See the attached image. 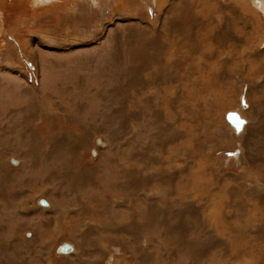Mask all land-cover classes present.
I'll use <instances>...</instances> for the list:
<instances>
[{"label": "rangeland", "instance_id": "374dc122", "mask_svg": "<svg viewBox=\"0 0 264 264\" xmlns=\"http://www.w3.org/2000/svg\"><path fill=\"white\" fill-rule=\"evenodd\" d=\"M130 1L122 11L118 0H93L92 11L58 14L48 12L53 2L0 0L2 161L19 167L10 156L23 141L34 155L44 126L51 145L36 148L78 158L62 183L80 195L71 210L20 203L23 227L8 235L0 223V250L7 241L14 253L0 252V264L28 256L14 251L19 235L51 264L54 248L38 245L32 218L55 219L52 256L73 246L74 264H264V0H170L162 12L153 0ZM244 19H259L258 41ZM247 47L254 56L231 71Z\"/></svg>", "mask_w": 264, "mask_h": 264}, {"label": "crops", "instance_id": "0c3cea01", "mask_svg": "<svg viewBox=\"0 0 264 264\" xmlns=\"http://www.w3.org/2000/svg\"><path fill=\"white\" fill-rule=\"evenodd\" d=\"M8 1H12V0H8ZM62 13H65V12H62ZM43 128L44 126H42V128L40 129L41 131H40L36 127V129L39 131L38 141H41L42 143L34 144L36 147L41 146V150H42L41 152H43L44 146L51 145L50 142L46 140L49 138V135L47 134L43 135L42 133V131H44L42 130ZM50 136H52V134H50ZM44 142L46 145H43ZM18 145L22 148H19L18 152H14L15 154L13 153L14 155L10 156V160L12 157H17L20 160L19 167H16V168L7 167L6 161H2L4 156L2 157L0 156V181H2V185H3L2 188L0 187V211L3 212L1 215L2 217H0V223L3 224L2 227L4 226L6 227V230H4V234L6 233L8 235H10V229L7 231L8 227H11L12 225H17L19 227L22 226V223L19 218L21 217L24 218V215L21 212H19V214L17 212V210L20 209V203L24 201L26 203L32 202L35 206H38V202L40 200L49 199L51 200V203H53L52 207L56 206L60 209L71 210V209H74V206L76 205L77 200L80 198L79 192H73V194L75 195L71 194V191L69 189H66L65 188L66 186H64L62 183V181L65 182L64 180L65 172L69 171V168L75 165L76 160L78 158L76 159L74 156L70 155L68 157L66 156L67 158H64L62 160H60L57 157H54L52 160V158H50V155L39 153L36 147H35V154L32 155L33 153H30V151L25 146L26 143L24 141L18 143ZM36 150L38 151V153H36ZM12 162L14 164L15 161H12ZM37 162L39 164L42 163L41 166H36L35 163ZM77 162L79 161L77 160ZM57 163L62 166V169L58 168L59 165ZM14 170H16L18 173L13 174ZM54 173H57L58 175L54 176ZM72 173L74 174V171H72ZM42 183L48 184L51 187H43ZM84 188L86 189L87 192L90 191V185H88L87 188L83 187V189ZM65 190H68V191H65ZM86 191H82V192L85 193ZM76 193H78V195ZM72 198H74L76 202ZM16 213H17V216H16ZM35 217H38V216H35ZM15 219H17L19 222L14 224ZM72 219L73 221L69 222L70 225H72V222L76 223L77 221L78 223L76 224L80 226L79 217H73ZM10 220L12 221L10 222ZM23 220H25L26 222V221H30L31 218L30 220L29 219H23ZM32 220L33 222H28V225L32 226L31 232L33 231L32 233L38 236L37 237L38 245H41V246L42 244L47 245L49 244V242H51L50 246H53L54 248L53 250L50 251L51 252L50 253L51 264H74V261L69 262L66 259L70 253L74 252L73 246L72 247L70 245L63 246V247L69 246L71 249H73V251H71L70 253H64L60 251V253H63L65 257L63 256L60 257L58 253L54 257L52 256L57 243H59L60 241V236L58 235L60 232V229L55 228L56 226L55 219L49 218L45 221L42 218H38V219L32 218ZM36 220H39V221L37 222ZM43 221L47 223V225H43L44 227L40 225L41 222ZM25 225H27V223H24V226ZM52 228H54V230L51 232L50 236H48L49 238L46 239L47 235L50 233L49 232L50 229ZM0 231L2 232L1 227H0ZM12 231L15 232V229H13ZM77 233L79 232L77 231ZM65 234H67V230ZM14 239L16 241L15 247H17L15 248L14 251L18 253L21 252L24 255L25 254L28 255L27 257L25 256L26 259L24 260V262H21L18 264H46L45 261H43V258L45 257V253L43 252V250L41 252L40 249H36V250L32 249L30 252H28L23 248L21 244V240L26 241L24 237L19 235L17 237L14 236ZM7 240L8 241L10 240V245H11V242H12L11 238L8 237ZM47 251L48 250L46 249L45 252ZM0 252L4 253L3 255H6V256H9L11 253L14 254L11 248H9V244L7 241H6V247L0 250ZM86 252L88 251L86 250ZM86 252L84 250V253ZM60 258H63L61 262H55L57 259H60ZM68 258H70L71 260L72 259L71 255ZM4 260H5V263L3 264H12L11 259L9 260L4 259Z\"/></svg>", "mask_w": 264, "mask_h": 264}, {"label": "bare ground", "instance_id": "6f19581e", "mask_svg": "<svg viewBox=\"0 0 264 264\" xmlns=\"http://www.w3.org/2000/svg\"><path fill=\"white\" fill-rule=\"evenodd\" d=\"M28 1H34L36 4H38V5H40V4H46V5H48L50 2H51V4H52V2L54 3L53 5H52V8H47V9H49L50 11H48L49 13H62V12H65V13H70V12H78L79 10H80V12H81V10L83 9V10H87V9H90L91 11H92V8H93V5H94V8H95V4H93V0H87V2L89 1V3H87L86 2V4H84L85 3V1L86 0H28ZM154 2H155V6H156V9H157V11L158 12H162L163 10H164V8L166 7V6H164V5H166L167 3H169V1L170 0H153ZM234 1V0H233ZM12 2V1H11ZM17 2V4H18V1H16ZM25 2V1H24ZM23 2V3H24ZM124 2V3H123ZM247 2V1H246ZM22 3V2H21ZM27 3V2H26ZM92 3V4H91ZM122 3H123V6H122V8H120V6L122 5ZM127 3V4H126ZM25 4V3H24ZM23 4V5H24ZM29 4V3H28ZM117 4H119L118 6H119V9H117V11H122V10H124V8H130L131 7V5H132V1H130V0H118V2H117ZM20 5H22V4H20ZM22 5V6H23ZM33 5V4H32ZM81 5H85V7L86 8H82L81 7ZM8 6V5H7ZM11 6V5H10ZM25 6V5H24ZM51 6V5H50ZM9 7V6H8ZM12 7V6H11ZM28 7H29V5H28ZM45 7V6H44ZM6 9H8V8H6ZM5 9V10H6ZM34 9V8H33ZM26 10V9H25ZM28 11H30V10H28ZM46 11V10H45ZM45 11H43V13H47V12H45ZM5 12V11H4ZM35 13V12H34ZM37 13V12H36ZM92 13V12H91ZM1 15V14H0ZM13 15V14H12ZM255 15V14H254ZM243 16H246V15H243ZM179 17L177 16L176 18H173V20L170 22V25H171V27H170V34H172V33H175L174 31H172L173 29H174V24H175V21L178 19ZM243 19V18H242ZM204 22V21H203ZM181 22H180V20L178 21V24L179 25H182V24H180ZM173 24V25H172ZM189 26V25H188ZM244 29H249V32L248 33H250V35L249 34H247L248 35V38H252V39H254V41L255 40H259V37H260V29L262 28V26H261V23H260V21H259V19H256V24H250L249 22H248V20H246V19H244ZM181 28V27H180ZM156 30V29H155ZM170 34H169V36H170ZM184 35V34H183ZM252 36V37H251ZM187 37V36H186ZM254 37V38H253ZM170 39V38H169ZM182 39V38H181ZM214 39V38H213ZM186 40V39H185ZM183 41V42H186V41ZM218 40V39H217ZM166 42V41H165ZM212 39H211V37H203V35H202V38H201V43L204 45V46H206V47H208V46H212ZM263 44V43H262ZM208 45V46H207ZM181 46H183V47H185V50H188V51H193V54L195 53V49L194 48H190V47H188L189 45L188 44H186V45H184L183 43H178V49H181ZM197 46V45H196ZM187 47V48H186ZM251 49V48H250ZM250 49L247 47L246 49H243V51H242V54L243 55H241V60H242V62L241 63H231L230 64V69H231V71H233V70H239L240 71V69L238 68V67H241V66H243V67H245V59L247 58V56L249 57V61H250V59H252L251 57L252 56H254V55H252V56H249V52H250ZM162 51V50H161ZM177 52V51H176ZM192 53V52H191ZM213 54V53H212ZM191 55V54H190ZM162 56V55H161ZM188 56V55H187ZM193 56V55H192ZM195 57H196V55H195ZM200 58H201V56H199ZM208 58V57H207ZM253 58H255V57H253ZM228 60V59H227ZM196 61V60H195ZM229 63V62H228ZM225 64V63H224ZM240 64V65H239ZM248 64H250L249 62H248ZM204 65V64H203ZM225 65H227V64H225ZM229 65V64H228ZM198 67V66H197ZM207 68V67H206ZM213 69V68H212ZM204 72V71H203ZM215 72V71H214ZM205 73V72H204ZM197 75H198V73H197ZM211 75V74H210ZM237 114V113H236ZM229 115V114H228ZM239 115V114H238ZM239 117H241L240 115H239ZM227 120H228V118H227ZM240 120L242 121V123H243V125H244V121H243V119H241L240 118ZM229 122V121H228ZM230 123V122H229ZM243 125H241L240 127H236V126H234V127H236L237 129H239V130H241L242 128H243ZM233 126V125H232ZM248 126V125H247ZM247 129V128H246ZM245 133V132H244ZM101 141V140H100ZM103 142V141H102ZM100 144V143H99ZM102 144V143H101ZM104 146V145H103ZM95 153V152H94ZM242 156V155H241ZM17 162V161H16ZM15 163V162H14ZM18 163V162H17ZM17 163H15V164H17ZM196 190V189H195ZM198 192V191H197ZM46 202V201H45ZM47 203V202H46ZM43 204V206H45V203H42ZM47 205V204H46ZM24 207V206H23ZM26 212V211H25ZM61 213V212H60ZM63 221V220H62ZM61 224V223H60ZM62 226H63V224H62ZM61 226V227H62ZM59 227V226H58ZM252 230V229H251ZM253 231V230H252ZM258 232V231H257ZM71 251H73V249H71L69 246L67 247H63L62 249H61V252H64V253H69V252H71ZM63 254V253H62ZM248 261V260H247ZM251 261V260H250ZM252 261H254V260H252ZM252 261H251V263H252ZM256 261V260H255ZM256 262H258V260L256 261ZM255 262V264H257ZM248 264H250L249 263V261H248Z\"/></svg>", "mask_w": 264, "mask_h": 264}, {"label": "water", "instance_id": "95a60500", "mask_svg": "<svg viewBox=\"0 0 264 264\" xmlns=\"http://www.w3.org/2000/svg\"><path fill=\"white\" fill-rule=\"evenodd\" d=\"M228 121L230 122L231 125L233 126H238L240 127L241 125H243L242 121L240 120V117L238 114L236 113H230L228 115Z\"/></svg>", "mask_w": 264, "mask_h": 264}]
</instances>
